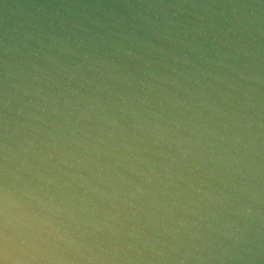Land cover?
<instances>
[{"label": "clouds", "instance_id": "1", "mask_svg": "<svg viewBox=\"0 0 264 264\" xmlns=\"http://www.w3.org/2000/svg\"><path fill=\"white\" fill-rule=\"evenodd\" d=\"M0 264H264V0H0Z\"/></svg>", "mask_w": 264, "mask_h": 264}]
</instances>
